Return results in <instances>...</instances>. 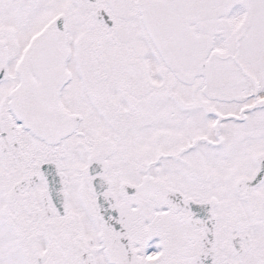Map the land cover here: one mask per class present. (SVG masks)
<instances>
[{"label": "snow or ice", "instance_id": "6c2138e0", "mask_svg": "<svg viewBox=\"0 0 264 264\" xmlns=\"http://www.w3.org/2000/svg\"><path fill=\"white\" fill-rule=\"evenodd\" d=\"M0 264H264V0H0Z\"/></svg>", "mask_w": 264, "mask_h": 264}]
</instances>
